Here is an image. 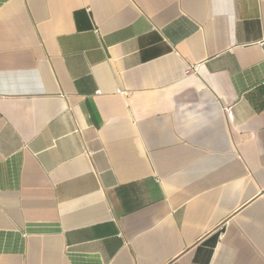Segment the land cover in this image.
Instances as JSON below:
<instances>
[{
	"label": "crops",
	"instance_id": "1",
	"mask_svg": "<svg viewBox=\"0 0 264 264\" xmlns=\"http://www.w3.org/2000/svg\"><path fill=\"white\" fill-rule=\"evenodd\" d=\"M0 264H264V0H0Z\"/></svg>",
	"mask_w": 264,
	"mask_h": 264
},
{
	"label": "built area",
	"instance_id": "2",
	"mask_svg": "<svg viewBox=\"0 0 264 264\" xmlns=\"http://www.w3.org/2000/svg\"><path fill=\"white\" fill-rule=\"evenodd\" d=\"M198 68H199V66L196 64V65H193V66H191L189 69H188V72L189 73H195V72H197L198 71ZM228 114H229V116L230 117H232V111L229 109L228 110Z\"/></svg>",
	"mask_w": 264,
	"mask_h": 264
}]
</instances>
